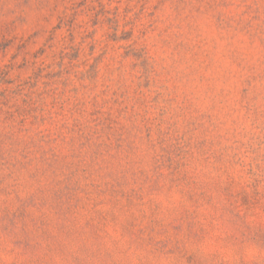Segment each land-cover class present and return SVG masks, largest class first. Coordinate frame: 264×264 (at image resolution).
<instances>
[{
    "label": "rangeland",
    "instance_id": "obj_1",
    "mask_svg": "<svg viewBox=\"0 0 264 264\" xmlns=\"http://www.w3.org/2000/svg\"><path fill=\"white\" fill-rule=\"evenodd\" d=\"M0 264H264V0H0Z\"/></svg>",
    "mask_w": 264,
    "mask_h": 264
}]
</instances>
